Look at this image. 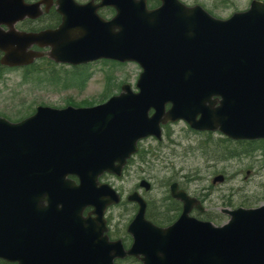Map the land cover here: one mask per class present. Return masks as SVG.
<instances>
[{"label": "water", "instance_id": "1", "mask_svg": "<svg viewBox=\"0 0 264 264\" xmlns=\"http://www.w3.org/2000/svg\"><path fill=\"white\" fill-rule=\"evenodd\" d=\"M144 1L101 0L94 6L92 1L56 0L57 29L0 31V63L9 67L36 56L24 52L36 44L51 45L56 61L107 58L134 61L142 69L137 93L124 85L121 94L90 108L38 107L15 124L0 118V203H13L19 187L11 182L49 185L55 194L62 188L63 207L52 221L66 232L54 231L59 247L50 248L54 256L46 253L41 264H113L125 255L141 256L142 264H264V206L228 212V223L215 228L187 217L193 200L175 193V185L171 196L184 207L173 225L160 229L144 222V204L132 194L127 200L139 203V211L127 228L133 238L130 249L124 252L119 241L103 236V211L118 199L109 186L96 189L94 182L104 172L119 176L139 139L160 138V124L181 119L194 130L219 131L233 140L264 138V4L252 2L245 13L217 21L176 0H160L152 11ZM42 3L48 7L51 0ZM37 5L0 0V25L10 28L25 16L36 17ZM104 6L116 10L109 21L95 14ZM75 37L82 42L75 43ZM67 175L80 184L66 183ZM84 203L94 208V218L80 220ZM27 228L31 231L18 238L21 245H8L6 253L18 264H40L34 225Z\"/></svg>", "mask_w": 264, "mask_h": 264}, {"label": "rangeland", "instance_id": "2", "mask_svg": "<svg viewBox=\"0 0 264 264\" xmlns=\"http://www.w3.org/2000/svg\"><path fill=\"white\" fill-rule=\"evenodd\" d=\"M183 1L187 5L199 4L213 15L224 18L231 12L246 8L251 0ZM39 66L41 72L33 65L28 69H6L1 74L0 116L10 120L20 119L28 116L37 105L54 108L97 105L119 93L124 83L134 89L140 74V69L133 63L95 65L91 67L89 79L79 85L71 81L79 77L77 73L68 75L63 73L66 69L54 67L53 72L57 76L54 80L52 72L45 71L49 67L46 62ZM167 131L168 135L165 130L160 142L150 138L142 140L139 148L144 157H134L128 163L121 182L110 181L129 194L140 180H145L151 188L144 195L152 201L165 198L168 182L176 181L192 195L201 193L207 202V210L217 216L222 208H226L223 203L227 201L233 206L244 204L248 207L264 202V143L257 144V151L251 158L244 155L223 161L211 148L202 146L208 141L206 137L189 130L185 124H174ZM210 141L213 142L214 138ZM247 171L250 175L246 174ZM218 174H222L226 181L211 184L212 178ZM135 212L131 206L119 207L111 212L113 236L122 235L120 225L127 224ZM221 221L225 222L218 216L214 223Z\"/></svg>", "mask_w": 264, "mask_h": 264}, {"label": "flooded vegetation", "instance_id": "3", "mask_svg": "<svg viewBox=\"0 0 264 264\" xmlns=\"http://www.w3.org/2000/svg\"><path fill=\"white\" fill-rule=\"evenodd\" d=\"M36 1L40 2L41 0H25V3H27V2L33 3ZM81 1H83V0H81ZM179 1L183 2V0H179ZM159 5L160 4H159L158 0H148L146 6H147V9L152 10V9L158 7ZM40 10H41V13L37 18H35V19L26 18L22 21L23 23L21 22L22 23L21 26L25 27L28 31H41L43 29H48V28L54 29V28H56L58 26V24L60 23V16L56 12H54V7L50 6L46 11H44L43 6H41ZM107 10L112 11L114 13V11L111 8L107 9ZM237 12H239V11H237ZM234 13L235 12H231L227 17L221 18V19H226ZM99 16L102 17L103 19H107L111 16V14L109 16H106L105 12L103 10H101V11H99ZM15 26H16V24H15ZM0 28H2L3 30L6 29L5 26H1ZM0 57H1V53H0ZM42 57L39 60L31 61V63H29L28 66L21 67L20 69H26V67H29V65L31 67L34 64H37V66H35V67H38L37 69L41 72L42 69H40L41 66H39V64L42 62H46V64L49 65V67L46 68L45 70H49L50 66L56 65L49 58H46V57L42 58ZM177 124H179V123H177ZM168 127H170V126H168ZM196 134H200V135H202L204 137H208L210 139L214 138L213 143L216 144L217 150H219V151L223 150L228 145L233 146L232 141H228V140L224 139L223 137H221L217 134H210V133H196ZM246 145H248V143H246ZM139 152H140V148L138 146V150H137L138 155H139ZM244 155L245 154H240L238 157H241ZM128 166L129 165H126V167H125L126 170H127ZM249 171H251V170H249ZM249 171H247L246 174L250 173ZM248 175H250V174H248ZM110 177L111 176L106 175V174L99 177V180H98L99 184H97L95 187L98 188L101 183H107L106 179L110 178ZM68 179L70 180L69 183H71L73 186H76L78 184V181L76 180V178L70 176V177H68ZM107 180H109V179H107ZM121 181H122V179L118 182H121ZM224 181H226V179H224ZM139 184L140 183H138L135 186V189L130 193H133V192L138 193L143 198V200L145 201L146 209H145L144 217L146 220L152 222L155 225L160 226L159 224H162L163 222L165 223L169 219L171 222H173L180 215V213L182 211V203L174 200L171 197V195L169 194V192H168V194H166L167 196L165 198H163L162 200H153L152 201V200L145 198L144 194H146V192H144V190L140 188ZM176 184H177L178 190H182L184 193H186V195L193 197L196 200L197 206H199V208H201L200 210L199 209L197 210L196 207L193 206L190 210V213H189V215L191 217H194L197 220H210V221L211 220H217L218 216L221 218L224 217V215L221 212H219V214L217 216V215H212V212L207 210V207H206L207 202L203 199V195L201 193L192 195V193H190L188 191V189H185L184 187L179 185L178 182H176ZM110 185L113 187V189L119 195L120 202L116 206L117 209L119 207L125 208L128 206H131V207L135 208V210H137L136 204L128 203L126 201L125 196L127 195L128 192H124L120 187H118L116 185H112V184H110ZM150 188H151V186H150ZM147 192H149V191H147ZM31 201L32 202H27L26 204H22V209H20L19 213H17L18 216H23L26 214H33L37 218L43 219V218L55 215L59 210L62 209L61 204L55 203L51 194L46 193V192H42V189L37 192L36 197H35V201H33L32 199H31ZM111 209H112V207H109L106 210V215H105L106 222H107V214ZM91 211H92L91 207L83 205L81 212H80V215L82 216V218H85V217L91 215ZM205 216L211 217V218H206ZM0 218H3V217L0 216ZM17 222L18 221H16L15 223L17 224ZM167 224H165V225L168 226ZM165 225L161 226V227H165ZM4 228H5V226L2 225L0 222V234L1 235L4 232ZM108 228H109V226H108ZM0 264H10V263H8L4 259L0 258Z\"/></svg>", "mask_w": 264, "mask_h": 264}, {"label": "bare ground", "instance_id": "4", "mask_svg": "<svg viewBox=\"0 0 264 264\" xmlns=\"http://www.w3.org/2000/svg\"><path fill=\"white\" fill-rule=\"evenodd\" d=\"M26 185H28V186L31 185L30 187H32L34 190H36L38 188V184L37 183H32L30 185L28 183H26ZM60 191H62V189H60ZM20 202L22 204H26L28 202V197L27 196L23 197L22 199H20ZM57 224H58L57 221H51L50 224H49V226H51V227H55L56 226L57 227ZM57 228H61V226H58ZM47 236H48V234H47ZM194 250L197 251V247H194Z\"/></svg>", "mask_w": 264, "mask_h": 264}, {"label": "trees", "instance_id": "5", "mask_svg": "<svg viewBox=\"0 0 264 264\" xmlns=\"http://www.w3.org/2000/svg\"><path fill=\"white\" fill-rule=\"evenodd\" d=\"M3 72V69L0 68V75L1 73ZM248 149H245V151H247ZM237 155V152L234 150L232 154H230L229 156H236Z\"/></svg>", "mask_w": 264, "mask_h": 264}]
</instances>
